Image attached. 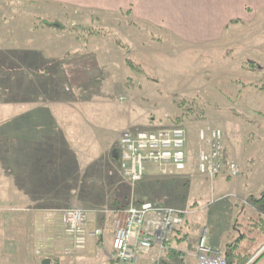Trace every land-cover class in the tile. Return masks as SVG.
I'll return each mask as SVG.
<instances>
[{
    "label": "rangeland",
    "instance_id": "374dc122",
    "mask_svg": "<svg viewBox=\"0 0 264 264\" xmlns=\"http://www.w3.org/2000/svg\"><path fill=\"white\" fill-rule=\"evenodd\" d=\"M263 23L259 13L251 25L230 27L221 44L192 45L130 15L73 11L39 0L0 4V264H37L27 226L35 214L56 222L43 232L52 233L50 248L60 245L67 258L79 254L61 221L69 208L86 211L88 223L103 221L97 229L104 236L130 205L152 202L183 212L180 227L194 207L231 198L216 192L218 177L197 173L198 133L220 128L223 161L238 167L236 177L238 160L228 159L235 149L241 157L264 152V124L256 123L264 113L246 110L256 100L254 88L264 89ZM56 59L61 63H50ZM233 115L242 125L223 128L222 116ZM174 128L185 131L184 171L148 166L140 181L122 179L111 157L120 150L121 133ZM14 135L21 138L13 144L19 154L9 158ZM261 242L254 232L240 247L254 251Z\"/></svg>",
    "mask_w": 264,
    "mask_h": 264
},
{
    "label": "crops",
    "instance_id": "0c3cea01",
    "mask_svg": "<svg viewBox=\"0 0 264 264\" xmlns=\"http://www.w3.org/2000/svg\"><path fill=\"white\" fill-rule=\"evenodd\" d=\"M9 1L13 0H0V4L8 3ZM39 1L47 6L64 7L73 11L82 10L93 13L137 17L138 20L150 22L158 26L161 30L192 45H202L219 41L221 44V42H225V37L230 27L237 26L238 24L251 25L256 21L259 13H263L264 17V0ZM227 60L231 59L228 58ZM50 63H53V65L61 63V59L52 60ZM254 89V97L256 100L250 103L252 105H247L248 109L246 110L262 114L264 113V89L260 87ZM229 111L233 110L231 109ZM235 111L237 110L235 109ZM254 115L257 117L254 119H258L257 114ZM233 117V119L228 120L225 116H222V121L223 123L225 122L223 128L227 126L226 123L236 128L242 125L243 121H240L236 115H233ZM256 123L261 126L264 124V121ZM18 138V136H15L8 140L9 158L19 154L16 150H13V148L16 149L13 144H16V139ZM41 143H46L45 145L47 146L49 141L43 139ZM224 149L225 157L228 158L229 148L227 149V145H225ZM233 156V158L228 159L231 162L234 159L238 160V166L241 171L240 176L228 178L225 175L216 178L215 181L218 184L216 192L220 191V197L224 195H233L234 197L224 199L223 201L220 200L211 208L203 207V205L194 207L195 211H191L193 213L189 215L184 225L176 227L171 238L169 250L165 254L162 264H197L191 253H193L194 247L203 230H206V244L208 247L225 253L227 247L231 246V254L236 255L238 261L241 258L247 257L251 261L264 248V215L258 211L257 206L255 207L247 201L250 197L258 198L264 191V180L260 178L264 176V152L248 156H244L243 154V157H241L239 154L237 155L235 149ZM111 157L114 160L113 156ZM255 159L257 164L252 163ZM249 167L251 168V173ZM11 170L12 168L10 167ZM243 175L246 176L245 180L241 178ZM250 175L253 177L248 180L247 178ZM9 190L12 189L9 188ZM121 202L124 201L121 200ZM28 222L29 224L27 226L32 229L31 234L34 240L31 258L37 264H41L44 260L49 261V264H117L112 260V237L108 231H106L103 237L88 238L83 251L74 257L66 258L64 254H61L63 250H61L60 245H55L58 239L55 237V246L52 248L54 250H52L49 244L52 242V233L50 231L43 232L44 226H46L45 228L47 230L52 229L55 221L42 219L40 215L35 214L30 217ZM98 224L100 225L98 226ZM102 224L103 221L99 223L90 221L88 223V231H93L101 227ZM254 232H258L262 242L258 246L259 248L257 247L254 251H246L240 245L247 239L249 234ZM101 240L105 246L98 249L97 245H99L98 243ZM233 241H235V244H232ZM40 242L45 244L44 249H40ZM51 250L53 253L48 254ZM256 264H264V255Z\"/></svg>",
    "mask_w": 264,
    "mask_h": 264
},
{
    "label": "built area",
    "instance_id": "2783aa9c",
    "mask_svg": "<svg viewBox=\"0 0 264 264\" xmlns=\"http://www.w3.org/2000/svg\"><path fill=\"white\" fill-rule=\"evenodd\" d=\"M198 139L201 148L196 170L200 176L233 178L238 175L236 165L223 161L220 128L205 127L199 131ZM118 143L121 150L118 170L128 183L140 181L148 166L169 165L177 172L186 168L187 141L181 128L141 133L124 131ZM103 214L107 215L108 211ZM184 214L173 209H158L149 202L130 205L112 223L113 260L118 264H161L169 249L170 238L182 224ZM61 221L70 237L72 252L83 250L88 238L103 236V229L88 231V216L80 207L63 211ZM206 240V230H203L191 253L196 263L227 264L222 253L208 247Z\"/></svg>",
    "mask_w": 264,
    "mask_h": 264
},
{
    "label": "trees",
    "instance_id": "16d2710c",
    "mask_svg": "<svg viewBox=\"0 0 264 264\" xmlns=\"http://www.w3.org/2000/svg\"><path fill=\"white\" fill-rule=\"evenodd\" d=\"M45 25L48 28H57V27L61 28V27H64L62 25H57L55 23H51V24L47 23ZM114 42L119 45V41L118 40H115ZM15 136H17V135H14V137ZM111 153L114 154L113 155L114 161H116L118 163L119 159H120V150H118V149L116 151L112 150ZM247 201L251 205H253L255 207L257 206L256 208H258V211L260 213H262V215H264V191L260 194V196L258 198L250 197V198L247 199ZM222 255L225 258L227 264H256L260 260V258L264 255V250L250 262H249L250 258L248 259V257L247 258H243V259L241 258L240 261H238L237 260V256L231 254V246H228L226 252L225 253L223 252Z\"/></svg>",
    "mask_w": 264,
    "mask_h": 264
},
{
    "label": "water",
    "instance_id": "95a60500",
    "mask_svg": "<svg viewBox=\"0 0 264 264\" xmlns=\"http://www.w3.org/2000/svg\"><path fill=\"white\" fill-rule=\"evenodd\" d=\"M41 264H49V261H47V260H44V261H42V263Z\"/></svg>",
    "mask_w": 264,
    "mask_h": 264
}]
</instances>
